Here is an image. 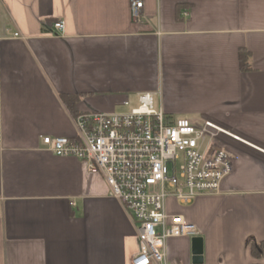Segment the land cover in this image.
<instances>
[{"label": "crops", "instance_id": "0c3cea01", "mask_svg": "<svg viewBox=\"0 0 264 264\" xmlns=\"http://www.w3.org/2000/svg\"><path fill=\"white\" fill-rule=\"evenodd\" d=\"M143 1L145 22L131 0H0V264H133L136 226L105 178L43 138H75L72 117L146 91L167 115L246 142L224 140L234 170L218 194L168 198L167 211L196 226L200 264H264V0ZM193 237L170 238L166 263L195 264Z\"/></svg>", "mask_w": 264, "mask_h": 264}, {"label": "built area", "instance_id": "2783aa9c", "mask_svg": "<svg viewBox=\"0 0 264 264\" xmlns=\"http://www.w3.org/2000/svg\"><path fill=\"white\" fill-rule=\"evenodd\" d=\"M130 6L135 22L148 20L143 0H131ZM182 15L189 17L190 12ZM53 27L55 35H61L65 21ZM72 119L75 138L45 136V149L82 160L90 172L102 174L109 195L136 226L139 251L133 264H167L170 238L197 235L196 226L184 215L168 213V198L189 205L200 196L218 194L235 160L223 141L246 143L213 120L197 123L167 115L151 91L140 93L138 104L127 112L90 111Z\"/></svg>", "mask_w": 264, "mask_h": 264}, {"label": "trees", "instance_id": "16d2710c", "mask_svg": "<svg viewBox=\"0 0 264 264\" xmlns=\"http://www.w3.org/2000/svg\"><path fill=\"white\" fill-rule=\"evenodd\" d=\"M240 68L243 72H247L249 70H251V66L249 64V53L242 49L240 50ZM62 99L64 100V102L68 105V107L70 109H73V106L77 100V97L74 95H62ZM254 252L260 256L261 254H264V244H259L258 246H256Z\"/></svg>", "mask_w": 264, "mask_h": 264}, {"label": "water", "instance_id": "95a60500", "mask_svg": "<svg viewBox=\"0 0 264 264\" xmlns=\"http://www.w3.org/2000/svg\"><path fill=\"white\" fill-rule=\"evenodd\" d=\"M193 245V262L195 264H200L203 261V238L195 236L192 238Z\"/></svg>", "mask_w": 264, "mask_h": 264}, {"label": "rangeland", "instance_id": "374dc122", "mask_svg": "<svg viewBox=\"0 0 264 264\" xmlns=\"http://www.w3.org/2000/svg\"><path fill=\"white\" fill-rule=\"evenodd\" d=\"M155 99H156V97H155ZM136 105H137V104H136ZM136 105H133V106H136ZM128 110H129V108L126 109V110H125V109H124V110H119L118 113H120V112H127ZM178 117H181V116H178ZM223 142H224V141H223Z\"/></svg>", "mask_w": 264, "mask_h": 264}]
</instances>
